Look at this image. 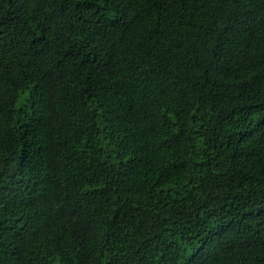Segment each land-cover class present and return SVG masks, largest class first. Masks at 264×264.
Segmentation results:
<instances>
[{"label": "trees", "instance_id": "obj_1", "mask_svg": "<svg viewBox=\"0 0 264 264\" xmlns=\"http://www.w3.org/2000/svg\"><path fill=\"white\" fill-rule=\"evenodd\" d=\"M0 264H264V0H0Z\"/></svg>", "mask_w": 264, "mask_h": 264}]
</instances>
